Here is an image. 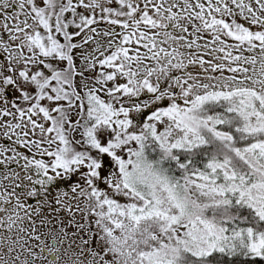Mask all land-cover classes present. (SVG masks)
I'll return each instance as SVG.
<instances>
[{
	"label": "snow or ice",
	"instance_id": "snow-or-ice-1",
	"mask_svg": "<svg viewBox=\"0 0 264 264\" xmlns=\"http://www.w3.org/2000/svg\"><path fill=\"white\" fill-rule=\"evenodd\" d=\"M0 264H264V0H0Z\"/></svg>",
	"mask_w": 264,
	"mask_h": 264
}]
</instances>
